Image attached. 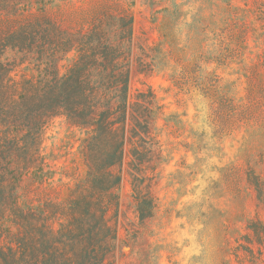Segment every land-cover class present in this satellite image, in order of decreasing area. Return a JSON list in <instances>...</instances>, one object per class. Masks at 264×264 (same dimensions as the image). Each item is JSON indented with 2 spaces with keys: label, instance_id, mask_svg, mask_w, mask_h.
I'll return each instance as SVG.
<instances>
[{
  "label": "rangeland",
  "instance_id": "1",
  "mask_svg": "<svg viewBox=\"0 0 264 264\" xmlns=\"http://www.w3.org/2000/svg\"><path fill=\"white\" fill-rule=\"evenodd\" d=\"M112 2L119 6L109 12L128 9L133 19L129 92L152 91L163 114L155 122L157 142L150 154L136 158L129 145L125 148L116 239L107 264H264V248L247 228L254 220L264 225V206L245 178L249 165L257 164L259 173L264 169L259 163L264 151V0H54L43 8L36 0H21L18 15L0 12V31L39 17L41 10L72 34H87L98 22L109 30L103 17ZM3 59L23 61L18 73L36 67V54L6 50ZM72 59L71 53L62 65ZM179 77H217L229 84L239 105L247 104L252 92L258 106L255 122L213 137L207 102L197 88L175 87L171 79ZM86 136L63 117L47 123L39 157L30 161L29 170L24 173V160L9 167L23 171L16 195L21 207L66 201L85 176ZM139 195L154 202L152 217L142 222L136 210ZM4 227L14 232L9 221Z\"/></svg>",
  "mask_w": 264,
  "mask_h": 264
},
{
  "label": "trees",
  "instance_id": "2",
  "mask_svg": "<svg viewBox=\"0 0 264 264\" xmlns=\"http://www.w3.org/2000/svg\"><path fill=\"white\" fill-rule=\"evenodd\" d=\"M20 3L0 0V12L16 16ZM48 3L54 0H36L42 8ZM118 6H107L103 18L109 30L98 22L87 34H72L41 10L39 17L0 31V264H107L113 251L125 148L129 145L136 158L150 154L157 142L155 122L163 114L152 91L129 92L133 19L128 9L109 12ZM111 32H116L113 40ZM6 50L36 54V67L18 73L23 61L5 62ZM71 53L73 59L64 67L62 61ZM171 82L179 90L197 88L208 104L206 123L213 137L221 139L255 122L258 106L252 92L248 103L239 105L229 84L217 77ZM55 117L87 133L82 146L85 176L62 205L21 207L16 195L23 171L9 167L24 160V173L29 170L30 161L39 157L45 127ZM259 157L264 163V151ZM256 166L247 167L245 178L264 206V169L259 173ZM135 198L138 219L152 217L153 200ZM7 221L14 232L4 227ZM247 228L264 248V225L254 220Z\"/></svg>",
  "mask_w": 264,
  "mask_h": 264
}]
</instances>
